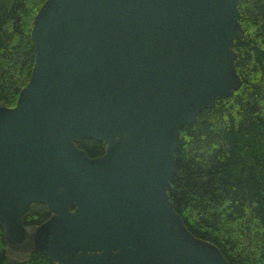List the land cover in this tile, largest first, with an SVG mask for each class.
Here are the masks:
<instances>
[{"label": "water", "instance_id": "obj_1", "mask_svg": "<svg viewBox=\"0 0 264 264\" xmlns=\"http://www.w3.org/2000/svg\"><path fill=\"white\" fill-rule=\"evenodd\" d=\"M35 62L0 106L8 251L55 264H229L169 200L180 130L241 86L238 0H46ZM87 139L105 153L89 158ZM50 218L28 230L23 216Z\"/></svg>", "mask_w": 264, "mask_h": 264}, {"label": "trees", "instance_id": "obj_2", "mask_svg": "<svg viewBox=\"0 0 264 264\" xmlns=\"http://www.w3.org/2000/svg\"><path fill=\"white\" fill-rule=\"evenodd\" d=\"M45 1L0 0V106L15 107L29 82L30 33ZM238 21L244 37L235 43L234 67L241 86L181 128L168 196L189 233L229 264H264V0H238ZM76 144L91 159L106 149L93 140ZM49 218L44 205L34 204L23 225L35 229ZM0 264L55 263L38 251L11 254L0 226Z\"/></svg>", "mask_w": 264, "mask_h": 264}, {"label": "rangeland", "instance_id": "obj_3", "mask_svg": "<svg viewBox=\"0 0 264 264\" xmlns=\"http://www.w3.org/2000/svg\"><path fill=\"white\" fill-rule=\"evenodd\" d=\"M28 230H33V229H28ZM12 254H13V253H12ZM13 255H14V256H17L18 258L23 257V256H18V254H16V253H14Z\"/></svg>", "mask_w": 264, "mask_h": 264}]
</instances>
